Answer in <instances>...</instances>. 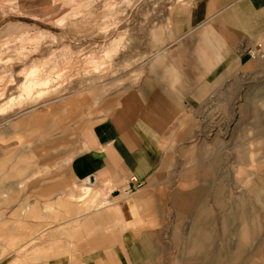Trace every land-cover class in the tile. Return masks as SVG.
<instances>
[{"label":"rangeland","instance_id":"1","mask_svg":"<svg viewBox=\"0 0 264 264\" xmlns=\"http://www.w3.org/2000/svg\"><path fill=\"white\" fill-rule=\"evenodd\" d=\"M196 1L0 0V187L8 164L11 209L19 185L57 173L73 153L61 154L65 141L25 140L10 119L124 82L143 45L171 34L172 18L189 16ZM245 53L244 76L216 89L188 142L171 150L160 235L137 264H264V42ZM34 163L47 166L34 172ZM181 194L192 200L177 206Z\"/></svg>","mask_w":264,"mask_h":264},{"label":"crops","instance_id":"2","mask_svg":"<svg viewBox=\"0 0 264 264\" xmlns=\"http://www.w3.org/2000/svg\"><path fill=\"white\" fill-rule=\"evenodd\" d=\"M190 11L172 18L171 34L159 30L155 45H143L124 82L10 119L25 140L71 143L59 153L72 150L73 157L51 169L57 173L19 185L12 209L4 179L10 167L3 165L0 264H137L139 251L159 237L158 187L171 150L188 142L216 89L244 76L245 49L264 42V0H198ZM130 176L142 183L136 190ZM188 195H176L177 206Z\"/></svg>","mask_w":264,"mask_h":264},{"label":"built area","instance_id":"3","mask_svg":"<svg viewBox=\"0 0 264 264\" xmlns=\"http://www.w3.org/2000/svg\"><path fill=\"white\" fill-rule=\"evenodd\" d=\"M129 183L131 185L129 187V190H136L137 188H139L142 185V183L135 176L129 177Z\"/></svg>","mask_w":264,"mask_h":264},{"label":"bare ground","instance_id":"4","mask_svg":"<svg viewBox=\"0 0 264 264\" xmlns=\"http://www.w3.org/2000/svg\"><path fill=\"white\" fill-rule=\"evenodd\" d=\"M112 5V4H111Z\"/></svg>","mask_w":264,"mask_h":264}]
</instances>
